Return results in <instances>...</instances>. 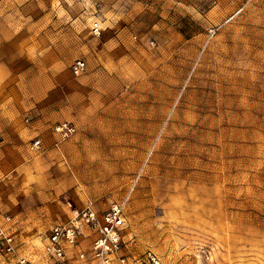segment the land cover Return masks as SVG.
<instances>
[{
	"label": "rangeland",
	"instance_id": "374dc122",
	"mask_svg": "<svg viewBox=\"0 0 264 264\" xmlns=\"http://www.w3.org/2000/svg\"><path fill=\"white\" fill-rule=\"evenodd\" d=\"M0 48V214L24 255L48 264L53 226L134 180L125 253L264 264V0H0ZM83 231L61 264H98Z\"/></svg>",
	"mask_w": 264,
	"mask_h": 264
},
{
	"label": "built area",
	"instance_id": "2783aa9c",
	"mask_svg": "<svg viewBox=\"0 0 264 264\" xmlns=\"http://www.w3.org/2000/svg\"><path fill=\"white\" fill-rule=\"evenodd\" d=\"M91 31L96 38L103 35L99 19L93 21ZM86 67L85 61L77 60L71 65V72L78 77L85 72ZM75 132L76 127L70 122L59 123L54 128L59 141L70 138ZM30 150L35 153L44 152L45 143L38 138L33 141ZM134 188L135 181L132 180L124 195L110 203L107 209L100 211L90 206L82 210L76 209L70 224L53 226L44 243L47 263H63L68 249L78 244L85 229L93 237L91 255L98 264H163L159 256L152 252L139 257L124 252L126 248L124 234L127 229L126 207ZM84 256L79 254L80 258ZM0 264H37L20 251L13 233L12 217L8 214H0Z\"/></svg>",
	"mask_w": 264,
	"mask_h": 264
},
{
	"label": "crops",
	"instance_id": "0c3cea01",
	"mask_svg": "<svg viewBox=\"0 0 264 264\" xmlns=\"http://www.w3.org/2000/svg\"><path fill=\"white\" fill-rule=\"evenodd\" d=\"M1 61H2V55H1V48H0V69L2 70V65L3 64H1ZM14 107V109H15V111L17 110L16 109V106L14 105L13 106ZM9 111H11V110H9ZM14 111V112H15ZM14 112H11V113H14ZM4 112L3 111H0V116L3 114ZM0 119H2L1 117H0ZM9 126V127H8ZM10 128V123L9 122H7V123H0V131H3V132H5V131H7V129H9ZM6 134V133H5Z\"/></svg>",
	"mask_w": 264,
	"mask_h": 264
}]
</instances>
